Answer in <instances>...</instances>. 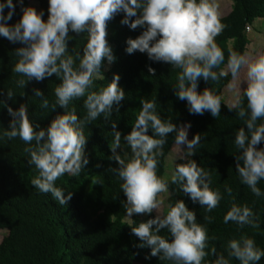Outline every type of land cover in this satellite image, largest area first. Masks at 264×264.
<instances>
[{
	"label": "clouds",
	"instance_id": "obj_1",
	"mask_svg": "<svg viewBox=\"0 0 264 264\" xmlns=\"http://www.w3.org/2000/svg\"><path fill=\"white\" fill-rule=\"evenodd\" d=\"M47 3V19L42 20L43 10L37 12L32 6H24L23 0H16L15 5L13 0H0V37L23 45L13 53L16 60L11 72L19 77L14 81L15 86L23 89L27 81L39 82L55 74L59 83L52 89L54 102L50 106L49 100L42 98L39 107L53 109L58 105L63 114H57L46 128H40L30 121L26 104L21 103L13 110L0 100L11 117L8 128L0 132V140L23 141L28 163L37 171L31 185L40 193L50 194L60 205H66L72 193L64 195L55 181L65 174L78 176L88 164L83 129L85 124L103 117L112 129L109 160L115 161L117 167L110 171L120 181L119 188L126 197L125 216L131 219L133 214L147 215L153 210L156 213L135 226L129 224L131 234L139 240L136 247L149 248V255H158L169 264H202V261L209 264L204 259L208 240L205 225L197 221L195 211L189 210L183 200L165 205L161 196L168 193L171 184L175 185L172 193L181 191L203 207L205 213L218 206L222 199L219 189L209 186V173L191 158L202 137L194 134L189 139L190 123L177 126L169 119L162 120L155 100L141 98L131 130L123 136L127 148L123 151L121 133L116 130L115 121L109 120L114 111H119L124 98L118 75L114 74L110 82L93 90L94 80L103 78L102 61L111 64L115 59L105 39L106 22L123 13L121 24L132 30L142 29L135 38L126 39L124 51L145 53L150 61L166 62L177 69L174 94L186 102L189 114L208 112L216 118L220 113V98L210 88L198 92L197 81L215 82L230 75L227 86L235 87L236 91L233 102L226 106L234 109L246 126V130L240 127L234 132L235 172L240 183L256 197L264 196L257 186L264 180V51L249 57L246 55L249 43L245 54L230 48L225 62L224 52L215 43V37L224 27L216 0H47ZM17 6L20 18L9 24ZM251 24L245 28L247 37L252 32ZM69 30L84 34L82 52L75 48L68 51ZM222 63L224 67H220ZM148 72L154 73V69L148 67ZM241 82L246 84L243 89ZM33 94L42 96L39 89H33ZM13 95V90L8 88L7 98L12 99ZM80 98H83L84 115L78 118L70 103ZM242 100H246L243 106ZM170 133L174 134L173 143L178 152L172 161L171 174L165 178L157 175V164ZM118 148L122 149L120 153ZM224 192L231 196L227 185ZM203 219L211 222L207 215ZM229 221L237 230L246 225L258 226L253 210L234 200L223 215V222ZM162 229L166 235L160 234ZM225 253H215L211 264H230L233 259L238 264H257L264 256V249L241 233L227 241Z\"/></svg>",
	"mask_w": 264,
	"mask_h": 264
},
{
	"label": "trees",
	"instance_id": "obj_2",
	"mask_svg": "<svg viewBox=\"0 0 264 264\" xmlns=\"http://www.w3.org/2000/svg\"><path fill=\"white\" fill-rule=\"evenodd\" d=\"M35 1L39 3V10L44 12L41 19L46 20L47 0ZM231 1V12L226 17H219L224 27L215 37V43L224 52L225 62L230 48L245 54L249 43L245 28L256 19H264V0ZM13 3L15 5L16 0ZM23 5L29 6L26 0H23ZM4 11L6 13L7 8ZM20 15V7L17 6L8 23H15ZM122 18L123 13H118L106 22L107 40L111 51V44L115 48L112 54L115 59L109 70H106L108 63L102 61L103 78L94 80L93 90L110 82L114 74L118 75V86L124 91V98L119 111H114L109 120L115 121L116 130L121 133L123 151H127L123 136L131 130L141 98L155 100L156 111L162 120L169 119L177 126L190 123V138L194 134L202 137L191 158L209 173V186L219 189L222 199L216 208L205 213L203 207L193 203L181 191L172 193L175 185L169 184L167 202L183 200L189 210L195 211L197 221L205 225L208 240L204 259L209 264L215 258V253L226 255L227 241L238 238L241 233L254 239L257 246L264 249V196H254L246 185L240 183L235 172L234 132L240 127L246 130V126L222 98L223 88L231 82L230 75L215 82L197 81L198 92L210 88L220 98V113L216 118L208 112L189 114L186 102L174 94L177 69H172L166 62L150 61L145 53L134 51L127 54L124 51L126 39L135 38L142 29H129L120 23ZM68 35L71 37L67 41L68 51L75 48L82 52L84 34L69 30ZM22 46L0 37V93H4L0 95V100L13 110L21 103L26 104L30 121L40 128H46L64 110L58 105L53 109H41L40 99L47 98L51 106L55 99L52 89L59 80L53 74L39 82L34 79L27 81L23 89L17 88L14 81L19 77L11 72V67L16 60L13 54L15 49ZM148 67L154 69V73H149ZM220 67H224V64ZM245 86L243 82L240 85L241 89ZM8 88L14 92L12 99L6 96ZM33 89H39L42 96L34 97ZM82 100L80 98L70 103L78 118L84 115ZM244 104L246 100H242V106ZM10 119L6 108L0 105V132L8 128ZM83 131L88 164L78 176L65 174L55 181V185L64 190V195L72 193L66 205H60L50 194L40 193L31 185L30 181L37 171L34 165L28 163L23 141L19 138L0 140V230L9 232L0 244V264H169L160 260L158 255H149V248L136 247L139 240L131 234L130 223L125 221L123 205L126 197L119 188L120 181L110 171L117 165L109 160L111 153L108 144L113 138L109 121L98 117L96 121L85 124ZM173 140L174 134H168L162 155L158 158V176H165V161L174 145ZM121 151L117 149L118 153ZM225 185L231 188V196L224 192ZM257 186L264 192V180L259 181ZM232 200L237 204H246L253 210L257 227L246 225L237 230L231 221L227 224L223 222V215ZM154 215L153 211L147 214V218ZM205 215L211 218L210 223L203 219ZM138 222L142 221L133 217L131 225L135 226ZM160 234L166 235V230L162 229ZM212 249H215V253ZM230 264L238 262L233 259ZM257 264H264V256Z\"/></svg>",
	"mask_w": 264,
	"mask_h": 264
},
{
	"label": "rangeland",
	"instance_id": "obj_3",
	"mask_svg": "<svg viewBox=\"0 0 264 264\" xmlns=\"http://www.w3.org/2000/svg\"><path fill=\"white\" fill-rule=\"evenodd\" d=\"M29 2V6H32L36 9L37 12H39V4L38 2H35L34 0H28ZM217 3V11H218V15L219 17H226L232 9V1L231 0H216ZM252 32L249 34L248 39H249V48H248V52H247V56L249 57H253L255 56L257 53H259L260 51L264 50V19H256L252 22V24L250 25ZM108 45L110 46V42L107 40L108 39V34H106L105 37ZM112 47V54L115 53V48L113 46V44H111ZM111 67L110 64H108L106 66V70H109V68ZM242 83V82H241ZM236 91V88L233 87L232 89H229L228 86H226L225 88H223L222 90V98L224 100V103L226 105H230L233 102L234 99V93ZM188 138L190 139V131L188 130ZM178 149L177 147L174 145L170 154L167 156L166 158V169H165V178L169 177L171 174V168L173 167L172 161L175 158V156L177 155ZM178 162V161H177ZM162 199H163V203L166 205L167 199L169 197V192L165 193V194H161ZM163 207V206H162ZM154 214L155 213V210ZM133 217H138L142 222L146 221L147 215L146 214H133V216L130 218H128L126 216L125 221L128 223H131V220ZM8 230H0V244L2 243V241L8 236ZM134 264H140V263H134Z\"/></svg>",
	"mask_w": 264,
	"mask_h": 264
}]
</instances>
